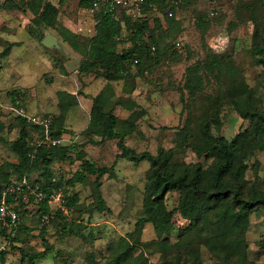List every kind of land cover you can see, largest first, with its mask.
Instances as JSON below:
<instances>
[{
    "label": "trees",
    "instance_id": "obj_1",
    "mask_svg": "<svg viewBox=\"0 0 264 264\" xmlns=\"http://www.w3.org/2000/svg\"><path fill=\"white\" fill-rule=\"evenodd\" d=\"M63 1L60 0L61 3ZM92 1L80 0V6L90 9ZM186 2L188 0H182L179 8ZM260 2L264 3V0H254L252 3L242 1L240 8L254 9V5ZM0 8L8 11L24 9L35 15L44 28L57 29L63 40L82 56L78 73L107 81L101 92L93 98L90 122L82 133L95 144L116 141L120 151L118 159H128L136 164L150 162L143 197V216L138 219L136 226H153L159 236L156 246L163 257L162 264H202L201 245L219 259L221 264H252L248 260L246 234L250 227L251 212L260 206L264 207V183L258 180L249 182L246 177L251 166L256 172L262 168L257 153L264 152V101L257 95V88L248 84L246 74L236 64L233 55L216 52L208 45L207 27L204 26L202 17L198 20V26L202 30L206 52L203 58H198L187 66L184 81L178 90L181 101H185L186 98L194 100L202 96L208 85L215 84L218 88L215 99L218 103L213 109V118H204L198 134L190 133L191 119L180 130L184 142L181 147H191L198 157H204L208 163L207 168L202 162L189 165L176 161L173 149L160 147L157 154L148 151L139 153L125 142L132 131L136 130V124L143 114L140 106L135 103L136 100L131 97L137 90V78L146 80L167 58L175 62L179 57L171 39L181 33L182 23L176 19V14L169 16V10L176 9L168 0H147L143 11L145 16L137 19H133L126 8H117L114 14L103 7L95 16V34L88 39L60 26V10L48 0H23L22 3L6 0ZM150 11L161 17L152 20ZM250 12V20L254 25L250 51L254 57V65L264 69V16L262 18L255 9ZM124 27L130 46L120 50L119 43L124 40ZM152 46L156 47L154 52ZM9 49L7 47L2 54L7 55ZM116 84H122L120 96L117 95ZM224 104L231 106L242 119L249 122V127L231 140L223 135H215L212 130L213 120L220 121ZM120 106L132 111L129 119L123 122L116 113ZM68 109L61 106V113L53 119L51 130L54 137H61L68 132L64 126ZM20 121L22 129L19 137L10 142L18 161L0 165V201L4 191L17 186L11 180V170L15 172L20 184L26 179L28 184L38 187L45 194V198L37 204V214L43 227L41 235L47 247L40 252L13 247L28 264H38L37 260L45 258L51 249L45 239L44 227L47 224L43 223V216L50 217L49 223L54 222V218L59 219L58 225L64 234L79 233L76 231L79 227L77 221L68 223L63 210L58 211L55 217L50 203L52 196L57 191H62L63 204L72 212L78 207L80 199L77 193L70 195L65 188L77 183L91 184L97 208L105 209L101 180L106 175L115 176L116 163L111 167L98 166L86 159V153L73 144L57 147L30 146L28 138L29 128L32 126L24 118ZM95 137L99 140L92 139ZM35 149L37 152L33 157ZM72 152H75V157L71 155ZM76 160L81 161V164L71 177L62 180L55 176V163H74ZM37 170L41 177L31 181L30 176ZM90 177H94V181ZM27 185L24 188L27 189ZM172 192L179 193V203L176 209L169 210L167 196ZM23 193L10 190L6 194L7 202L19 214L17 224L7 225L11 221L4 224L0 219V237L10 239L11 245L23 242L19 236L13 235L11 238V233H7L8 228L22 225L21 219L26 215L22 202ZM177 211H180L189 224L178 229V239L173 242L171 237ZM22 227L27 229L25 225ZM136 249L137 246L129 239H121L110 246L107 264L144 261L145 254L141 252L135 256ZM0 262L5 264L4 251L0 252Z\"/></svg>",
    "mask_w": 264,
    "mask_h": 264
},
{
    "label": "rangeland",
    "instance_id": "obj_2",
    "mask_svg": "<svg viewBox=\"0 0 264 264\" xmlns=\"http://www.w3.org/2000/svg\"><path fill=\"white\" fill-rule=\"evenodd\" d=\"M5 1L0 0V5ZM15 1L22 3L23 0ZM48 1L60 10L59 25L68 22L69 25L71 23V28L74 30H77V24L80 22L91 21L93 25L95 16L104 7L101 5L95 12H91L90 9L86 10L80 6V0H64L62 3L60 0ZM242 1L252 3L254 0H188L177 10L176 19L182 23V31L174 39H171V43L174 44L179 57L175 62L167 58L163 65L146 77V80L137 78V90L131 97L136 100L135 103L140 106L143 114L136 124V130L132 131L125 140L129 147L139 153L148 151L152 154H157L160 147L173 149L176 161L189 165L202 162L207 168L208 163L204 157H198L191 147H181L184 142L180 130L185 127L187 120L191 119L190 133L198 134L204 118H213V109L218 103L215 101L218 88L215 84L208 85L202 96L194 100L186 98L185 101H181V94L178 90L184 81L187 66L198 58H203L206 52L202 40V30L198 26L200 17L205 21L204 26L207 27L206 41L208 45L216 52L231 53L236 64L246 74L248 84L257 88V95L260 96L261 101H264V69L254 65V57L250 51L254 31V25L250 20V10L254 11L255 9L263 18L264 3H262L263 1L257 3L254 5V9L248 10L240 8ZM149 15L152 20L155 17H161L154 11H150ZM123 29L124 40L119 43L120 50L130 46V42L126 38V27ZM46 32L52 34L56 31L55 28H44L38 18L29 11L24 9L8 11L0 8V165L5 162L17 163L18 159L10 142L11 139L15 140L19 137L22 129L20 120L23 117L18 114V111L24 107L22 103L27 105L29 102H36L20 101V104L18 100L13 101L12 97L16 96L17 91L15 89L7 91L5 80L18 84V86H24L25 82H30L32 85L35 82H42L41 84L45 82L50 85L54 79L53 74H56L57 68H60L58 65L53 68L54 66L51 64L35 66L39 53L37 49H43L42 40ZM79 35L86 39L89 38L80 33ZM10 42L20 46L14 48V52L9 58H5L6 56L2 53L10 45ZM177 42H181L180 48L176 47ZM63 44L62 54L66 59L64 63L72 73L70 74L72 76L71 88L79 95L78 99L80 100L79 105L70 113V125L68 124V126L66 122L64 125L68 131L67 136L72 138V141L66 143H68L67 145H76L78 150L86 153V159L98 166L111 167L116 163V174L114 177L106 175L101 180V191L106 205L103 210L97 208L98 203L95 199L96 196H93L91 184L77 183L75 186L65 188L68 194L77 193L80 199L78 207L72 212H69L63 203L51 198L50 203L55 217L58 211L63 210L68 223L72 220L77 221L79 227L76 228V231L79 233L64 234L59 228V219L55 220L54 218V222L48 223L47 227H44L46 230L45 239L51 249L45 258L38 259L37 263L107 264V259L110 257V246L127 238L137 246L135 256L141 252L145 254L144 261L140 263L135 261L133 264H162L163 257L156 246L159 236L153 226L151 224H146L142 228L136 226L138 219L143 216V197L151 164L149 161L136 164L128 159H118L117 155L120 151L116 141H107L102 145L95 144L90 141L89 137L83 135L82 132L86 129L85 126L90 117V101H86L85 97L86 91L82 84L84 76L76 72L82 56L69 43L64 41ZM10 59H12L11 62H9ZM37 75L39 79H36ZM44 76L42 81L41 78ZM25 93L27 94V92ZM25 93L20 91L19 99H21L20 94L23 97ZM131 112L127 107L122 106L118 107L116 111L121 122L128 120ZM221 114L220 121L215 119L212 122V130L215 135H223L231 140L239 132L249 127V122L242 119L228 104H224ZM31 126L35 133L30 134L28 142L30 146H34L41 131L36 126ZM92 139L99 140L96 137ZM71 155L75 157V152H72ZM257 159L261 162L262 168L256 172L251 166L246 178L249 182L258 180L264 183V152H258ZM80 164L79 160L74 163L57 162L53 166L55 176L62 180L68 179L78 170ZM11 174L12 182L19 185L20 182L13 170H11ZM40 177L41 173L37 170L30 176V179L35 181ZM94 179V177H90L91 181ZM33 190L32 184H28L27 190L22 195L24 209L27 212L21 219V223L27 229L20 225L8 228L7 231L8 234L11 233V238L13 235H17L23 242L11 245L10 239H6L4 236L0 237V252L4 251L5 253V264H28L19 251L13 248L14 246L22 247L29 252H40L47 247L41 235L43 227L37 214L39 202L36 201ZM178 203V192L168 194L167 206L169 210L176 209ZM62 221L64 222V220ZM188 224L189 222L182 217L180 211H177L175 228L171 237L173 242L178 239V229L186 227ZM246 242L248 260L252 264H264V207L262 206L251 212ZM200 261L202 264H221L220 260L203 245L200 246Z\"/></svg>",
    "mask_w": 264,
    "mask_h": 264
},
{
    "label": "crops",
    "instance_id": "obj_3",
    "mask_svg": "<svg viewBox=\"0 0 264 264\" xmlns=\"http://www.w3.org/2000/svg\"><path fill=\"white\" fill-rule=\"evenodd\" d=\"M61 3V2H60ZM85 9V8H84ZM87 10V9H86ZM91 20V19H90ZM71 22V21H70ZM60 26H65L68 29L72 30L73 32L77 33V34H83L84 36L87 37H93L95 34V21L92 25V22H80L79 24H77V30H74L71 28V23L69 25V23H63L60 24ZM56 32L54 33H50V32H46L44 35V38L42 40V48L43 49H37L38 53V59H36L37 64L35 66H46V64H51L52 66H54L53 68H55V65H58L56 74H53L54 79L51 81L52 83L50 85L48 84H41L35 82L33 85L30 82H25V84L23 83L24 86H18V84H13L11 82H7V79L5 80V89L7 91L11 90V89H15L17 92V94L15 93L16 96H13L12 99L13 101H19V103L21 104L20 101H36V102H29L27 105H25L24 103L22 107V109H24L29 115H38V116H47V115H51L53 116V119L55 117H57L60 113H61V106H64L66 108H69L67 110L66 113V120L65 122L67 123V125H70V113L71 111L76 108L79 105V95L77 93H75L72 90V83H71V75L72 74L65 66L64 60L65 57H63V38L59 35L57 29H55ZM47 35H51L52 37H54V39L56 40L57 44L52 46V47H48L46 46L43 42L46 38ZM12 44V45H11ZM17 44H14V42H10V45L8 47H10L9 52L7 55H5V58H9L11 56V54L14 52V48H16ZM62 58V59H61ZM20 60V58H18ZM61 59V60H60ZM82 60V59H81ZM12 59H10L9 62H11ZM21 61V60H20ZM63 61V62H62ZM23 62V61H21ZM81 62V61H80ZM79 68V67H78ZM61 69V70H59ZM78 73V70L76 71ZM55 73V71H54ZM18 75H20V73H18ZM40 76V74H39ZM84 78L82 79V84L84 86V89L86 91L85 93V97H86V101H90L89 105H90V112L92 109V105H93V98L95 96H97L101 90L103 89V87L106 85L107 81L103 78H95L93 76L90 75H83ZM20 78V77H19ZM39 79L38 75L36 77V79ZM45 78L42 77L41 80L43 81ZM36 81V80H35ZM39 86V87H38ZM122 84H116L115 85V89L117 92V95H121L122 94V90H121ZM22 91V92H27V94L25 93V95L20 94L21 99H19L18 97V93ZM121 91V92H119ZM6 101V100H5ZM53 101V103H52ZM18 103V104H19ZM88 105V104H87ZM5 107H7V105L5 104ZM90 122V117L88 118V122L87 125L85 126V128L88 127ZM68 125V126H69ZM38 129H40L39 127H37ZM83 128V129H85ZM34 128H29L30 134L31 133H35ZM82 129V130H83ZM41 132H39L38 134V139L42 136V130L40 129ZM37 134V133H36ZM35 135V134H34ZM65 135H68L65 133ZM11 141H13V139H11ZM68 143H65L64 145H67Z\"/></svg>",
    "mask_w": 264,
    "mask_h": 264
},
{
    "label": "built area",
    "instance_id": "obj_4",
    "mask_svg": "<svg viewBox=\"0 0 264 264\" xmlns=\"http://www.w3.org/2000/svg\"><path fill=\"white\" fill-rule=\"evenodd\" d=\"M147 0H93L90 11L95 12L101 5H104V8L108 11L115 14L117 8H126L129 12V14L132 16L133 19H137L139 17L145 16L144 14V5L146 4ZM170 5H172L176 10H169V16H174L176 14V11L179 9V6L182 2V0H168ZM215 14V13H214ZM177 47L181 46V42L176 43ZM156 50L155 46H152V51L154 52ZM135 62H138L137 60ZM18 114L23 117L29 124L39 127L42 130V136L37 139L34 146L40 147V146H47V147H57L60 145H64L66 142L72 141V138L68 137L67 135H63L61 137H54L52 135V124H53V116L47 115V116H38V115H29L24 109H20L18 111ZM37 150L35 149L32 152V156L34 157ZM27 180H23L22 184H19L17 186H12L8 190L3 192V198L0 201V219L4 221L5 223H9L11 221V224L7 225H16L19 221V214L14 209L12 205H10L6 200V194L7 191H23L25 192L27 189L24 188V185H27ZM35 198L36 201L41 202L45 198V194L38 190V187H35ZM24 194V193H23ZM52 198L57 199L59 202L63 203V193L62 191H57ZM50 220V217L48 215H45L42 217V221L45 224H48Z\"/></svg>",
    "mask_w": 264,
    "mask_h": 264
},
{
    "label": "water",
    "instance_id": "obj_5",
    "mask_svg": "<svg viewBox=\"0 0 264 264\" xmlns=\"http://www.w3.org/2000/svg\"><path fill=\"white\" fill-rule=\"evenodd\" d=\"M43 43L48 47H52L57 44L56 40L51 35H47Z\"/></svg>",
    "mask_w": 264,
    "mask_h": 264
}]
</instances>
